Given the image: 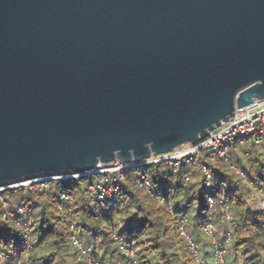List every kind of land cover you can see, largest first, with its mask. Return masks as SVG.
I'll return each mask as SVG.
<instances>
[{
  "label": "water",
  "instance_id": "water-1",
  "mask_svg": "<svg viewBox=\"0 0 264 264\" xmlns=\"http://www.w3.org/2000/svg\"><path fill=\"white\" fill-rule=\"evenodd\" d=\"M264 100V0H0V188L141 162Z\"/></svg>",
  "mask_w": 264,
  "mask_h": 264
},
{
  "label": "trees",
  "instance_id": "trees-1",
  "mask_svg": "<svg viewBox=\"0 0 264 264\" xmlns=\"http://www.w3.org/2000/svg\"><path fill=\"white\" fill-rule=\"evenodd\" d=\"M212 174V193L229 206L225 217L217 202L208 206L203 177L197 163L153 171L151 165L139 168L150 178L151 192L137 183L132 172H125L118 192L106 196L103 208L89 197L86 176L51 182L45 190L20 188L0 192V264H126L113 231L125 243L132 242L137 264H215L214 243L204 232L210 224L217 229L215 243L226 246V264H264V210L253 211L249 203L264 201V144L235 142L226 162L211 160L205 153L199 160ZM162 166V165H161ZM243 174L241 176L234 169ZM73 197L70 221L58 210V196ZM22 209L24 215H19ZM12 214L13 216H10ZM193 244L180 233V221ZM29 224V252L19 253L24 243L18 223ZM73 228L74 231L70 229ZM73 234L91 249L80 256L72 243Z\"/></svg>",
  "mask_w": 264,
  "mask_h": 264
},
{
  "label": "built area",
  "instance_id": "built-area-1",
  "mask_svg": "<svg viewBox=\"0 0 264 264\" xmlns=\"http://www.w3.org/2000/svg\"><path fill=\"white\" fill-rule=\"evenodd\" d=\"M235 142H242L245 145L249 142H253L255 145L264 144V100L254 101V103L247 107L236 109L232 119L226 123H222L216 131L210 132L204 139L193 144L181 145L169 153L152 155L150 158L141 162H132L128 164H122L115 161L108 166H101L90 172L40 177L1 187L0 192L11 190L16 191L20 188L34 187H37L40 190H45L49 187L51 182H63L86 176H94V181L88 185V194L93 203L98 207L103 208L106 196H110L119 191L120 183L124 180L123 177L125 172H132L136 175L139 186H142L146 191L151 192L152 186L150 184V178L145 172H142L141 170L138 171L139 168L159 164L177 168L182 163H197L203 177V189L209 194L207 196L208 206L213 207L218 202L222 207L224 216L227 217L229 206L223 197H220L217 201L211 196L212 174L209 167L200 163L199 160L201 155L206 153L211 160L221 159L226 162L229 158L231 147ZM232 169L243 176V174L234 167H232ZM72 201L73 197L69 193L63 192L58 196V210L64 213V218L67 222L71 219ZM262 202L264 203V201ZM24 213L25 212L22 209L18 212L19 215H24ZM10 216L13 215L10 214ZM185 222L186 220L184 218L180 221V233L189 242L192 251L195 252L193 244L190 242L188 235L184 231ZM18 226L23 231L24 243L27 244L19 253L20 257L23 259L27 256L30 249L28 244L29 224L22 222L21 224L18 223ZM70 229L74 231L72 227H70ZM204 232L214 243L213 257L215 264H226L224 258L226 246L215 243L213 226L206 224L204 226ZM113 238L118 244L120 253L126 258V264H137L132 242L130 244L125 243L124 239L117 235L115 231H113ZM72 243L78 249L80 256H87L91 253V249L83 246L74 234L72 236ZM5 259V255L0 253V261L3 262ZM26 264L29 263L26 262ZM87 264L98 263L88 259Z\"/></svg>",
  "mask_w": 264,
  "mask_h": 264
},
{
  "label": "rangeland",
  "instance_id": "rangeland-1",
  "mask_svg": "<svg viewBox=\"0 0 264 264\" xmlns=\"http://www.w3.org/2000/svg\"><path fill=\"white\" fill-rule=\"evenodd\" d=\"M159 169V172L164 171L165 170V166H156L154 167L153 171ZM249 208L253 211H262L264 210V203L261 201L259 202L258 200L254 199L253 201H251L249 203ZM217 232V229L213 226V235ZM215 240V239H214Z\"/></svg>",
  "mask_w": 264,
  "mask_h": 264
}]
</instances>
